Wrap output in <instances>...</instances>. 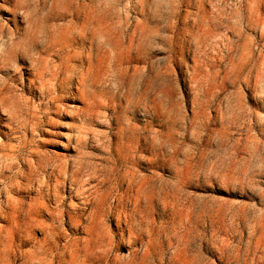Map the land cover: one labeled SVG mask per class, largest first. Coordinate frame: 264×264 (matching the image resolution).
<instances>
[{"label": "clouds", "instance_id": "1", "mask_svg": "<svg viewBox=\"0 0 264 264\" xmlns=\"http://www.w3.org/2000/svg\"><path fill=\"white\" fill-rule=\"evenodd\" d=\"M143 2L124 0L122 6L139 12ZM180 6L181 0L169 4L171 22L161 23L160 31L153 34L154 44H145L141 52L133 53L137 63L145 64L154 56L168 57V87L164 95L170 100L169 115L165 116L153 106L155 91L143 99L130 100L124 96L123 84L118 88L98 82L95 72L87 70L86 58L73 61L78 67H71L67 45L52 23L59 7L56 0H17V10H25L24 26L15 31L7 25L0 27V155L5 161L0 168V220L18 217L20 222L8 227L0 223V264H68L67 256L61 254L65 224L75 234L89 235L94 225L111 218L117 226L118 242L126 247L135 245L153 227L149 199L155 207L165 193L179 195L187 202L196 198L195 193L227 190L262 202L264 207V163H258L264 161V96L254 94L250 83L254 77L264 83V50L256 60L250 53L246 56L237 66L240 83L229 82L233 92L223 93L239 97L236 111L224 108L223 97L213 103L211 97L201 94L194 102L189 84L193 50H198L200 66L210 67L216 59L212 53L218 46L214 47L213 39L195 29L187 32L182 42L172 43L169 29L179 18ZM241 7L238 0L235 4H213V11L231 20L240 14ZM249 62L251 66L245 68ZM254 67H258V73L253 72ZM148 75L151 76L150 69ZM62 80L58 93L56 85ZM82 92L88 98L86 107L68 109L65 102L78 103ZM245 92L259 111L247 107ZM101 96L105 97L104 103L112 96L117 103L100 110L95 101ZM185 105L200 115L188 118ZM210 109L217 112L215 118L210 116ZM77 113L80 119L69 125L72 132L68 136L69 147H75L76 155L57 158L60 179L55 187L67 182L81 200L79 205L70 206V216H75L78 224L54 211L42 228V222H36L35 217L58 205L49 196L48 208L35 207L29 203L33 190L22 189L21 185L31 177L41 188L48 187V165L44 159L49 154L41 149V133L46 130L45 123H59L52 119L54 114L75 117ZM204 127L208 129L206 135ZM225 127L244 128L245 135L256 141L255 150L239 147L229 138L219 144L215 130ZM201 138L203 143H195V150L188 148ZM237 153L240 159H236ZM153 170L165 175H155ZM141 173L154 176V182L137 202L135 188L144 179ZM225 181L230 182L227 189ZM240 182L246 190L240 189ZM117 188L118 195L104 199L92 196L98 189L115 192ZM21 190L25 192L23 197ZM160 219L163 221L164 217ZM90 238L94 239V234Z\"/></svg>", "mask_w": 264, "mask_h": 264}, {"label": "rangeland", "instance_id": "2", "mask_svg": "<svg viewBox=\"0 0 264 264\" xmlns=\"http://www.w3.org/2000/svg\"><path fill=\"white\" fill-rule=\"evenodd\" d=\"M173 2L174 0H144L137 12L134 8L125 9L122 6L124 0H56L59 7L54 12L56 19L52 23L60 40L67 45L71 67H78L73 61L86 58L87 70L95 72L98 82L115 84L118 88L123 84L124 96L130 100L143 99L149 92L155 91L157 95L153 97V106L162 115L168 116L170 97L164 95L168 87V57L154 56L149 64H145L137 63L133 53L141 52L145 44H154L153 34L160 31L161 23L171 22L173 19L168 8ZM237 2L238 0H181L179 18L169 29L173 44L182 42L185 34L194 29L215 41L214 47H218H215L212 55L216 59L210 67H201L198 50H193L189 61L190 88L194 102L201 94L211 97L213 103L217 97H223L224 108L233 111L239 105V97L224 96V91L233 92L228 87L229 82L234 85L240 83L237 66L246 56L250 53L252 59L256 60L261 50H264V0H239L242 5L240 14L233 15L231 20H225L221 13L213 11V4ZM24 16L25 10H17V0H0V27L7 25L13 31L17 27L22 28ZM152 50L154 49L149 48V51ZM249 66L251 62L245 68ZM172 68L175 69L174 64ZM149 69L151 76L148 75ZM258 71V67L253 68L254 73ZM63 83L62 80L56 85L58 93ZM250 83L254 94L264 96V83H259L255 77ZM244 95L248 97L247 107L259 111L249 93L245 92ZM87 99L82 92L78 103L66 101L65 106L68 109H83ZM104 100L105 97L101 96L95 101V106L104 110L117 103L114 96L109 97L107 103ZM185 112L188 118L200 115L189 110L187 105ZM108 114L110 116L111 112ZM209 114L215 118L217 112L210 109ZM52 119H58L59 123H45L46 130L41 133V149L49 154L44 159L48 165L45 170L48 187L41 188L31 177L27 183L22 182L21 185L22 189L33 190V198L29 203L35 207L48 208L49 196L58 205L57 209H49L47 213L41 211L35 217L36 222H42V228L48 224V216L54 211H59L63 217L71 218L78 224L77 218L70 216V206L81 203L67 182L59 188L55 187L60 179L56 167L59 163L57 158L76 155L75 147H69L68 136L72 132L69 125L77 123L80 114L77 113L75 117L72 114H54ZM202 131L206 135L207 127ZM215 131L219 144H225L226 138H229L238 142L239 147L247 146L249 151L255 150L256 141L245 135L244 128L225 127ZM5 143L8 141L5 140ZM12 143L16 141L13 140ZM195 143H203V139L189 144L188 148L195 150ZM236 159H240L239 153L236 154ZM4 163L3 155H0V168ZM153 171L155 175H165ZM141 175L144 179L135 188L137 202L141 194L147 192V186L154 182V176L145 173ZM229 183L224 182L225 189ZM239 187L246 190L243 182L239 183ZM24 194L21 190L20 196L23 197ZM112 194L118 195V188L115 192L98 189L92 196L104 199ZM194 195L195 199L186 202L179 195L169 196L165 193L160 205L155 207L150 198L149 219L153 227L139 243L132 246L126 247L118 242L117 226L111 218L100 225H94L89 235L75 234L65 224L66 239L61 245V254L67 256L68 264H264L262 202L219 189ZM251 205H255V208L250 207ZM161 216L164 217L163 221ZM19 222L18 217L0 220L5 227ZM93 234L94 239L90 238Z\"/></svg>", "mask_w": 264, "mask_h": 264}]
</instances>
